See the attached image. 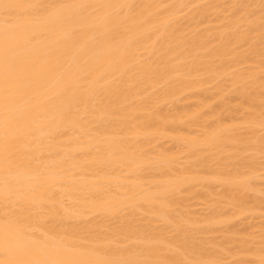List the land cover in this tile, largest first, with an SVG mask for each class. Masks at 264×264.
I'll return each instance as SVG.
<instances>
[{"label": "bare ground", "instance_id": "obj_1", "mask_svg": "<svg viewBox=\"0 0 264 264\" xmlns=\"http://www.w3.org/2000/svg\"><path fill=\"white\" fill-rule=\"evenodd\" d=\"M25 2L61 4L77 0ZM86 2L137 5L131 11L124 9L123 14L129 17V35L139 36V42L130 47L122 45L115 51L109 46L101 47L98 43L99 32L104 29L100 28L98 31L81 34L74 45L65 47L66 42L61 36L67 27L53 33L40 15L34 16L28 24V30L36 34V39L32 41L35 50L48 47L60 49L49 59L53 65L59 59L61 67L47 75L46 89L41 91H47L48 95L57 92V81H61V74L67 72L73 77L75 97H62L63 103L58 105L57 110L37 116L32 124L25 156V162L30 160L32 163L17 176L19 188L32 203L17 208V215L23 219L20 225L22 234L13 250L6 252L0 247V264L21 258V251L30 248L33 240L37 239L42 241L48 258L62 260L140 259L143 254L152 252L153 258L176 261L224 264L258 261L261 253L259 241L256 240L260 239V235L258 238L255 236V247H252V242H248L250 237L244 240V236H241L242 240L236 239L239 238L237 236L232 240L231 235L235 236V229L230 227L231 231H226L227 226L234 222L233 219L247 212L257 214L260 211L262 214V208L259 210L256 207L264 204V199H260L263 191L260 190L262 194H259L253 182L259 176H262L259 180H264L263 175L255 174L259 171L257 167H264L260 165L261 162L257 161L259 166L256 162L261 158L259 132L262 112L259 110L262 104L257 101L262 99L259 92L264 89L257 77L256 72L259 71L254 70L260 68H250L251 73L245 71L247 75L236 68L238 63L241 65L250 60L253 64L259 61L256 60L259 52L255 50L261 46L262 29L261 15L255 13L257 7L256 10L253 7V15H250V8L242 12L232 10L231 14L234 15L229 13L228 19L235 16V13L236 16L241 13L242 17H236L235 21L227 20L230 23L225 20L226 24H221L223 27L198 31L196 23H203V20L206 22L204 16L211 9L207 7L209 4L198 6L201 0ZM246 2L245 5H251L253 0L252 3ZM254 2V5H260V0ZM211 3L215 4L213 1ZM195 4L196 10H191V5L193 7ZM240 4H243V0ZM187 8L191 11L188 12ZM182 12H188L184 16L185 22L180 21L184 18L179 17L184 15ZM257 13H261L260 10ZM195 20L198 22L194 23ZM241 21L245 24H241ZM254 33V43L259 44L248 42ZM245 42L250 43L248 49L252 47L249 51L254 50L257 55L254 62L247 59V48V51L241 49L242 52H237V47L247 44ZM81 60H87L91 70L86 80L80 79L83 75L80 71ZM256 63L260 65V61ZM225 75L230 76L228 80ZM223 76V81L231 82L230 88L227 86L230 89L229 95L232 92L242 99L237 110L239 114L244 110L245 113L239 119H232L234 110L228 108L229 101H235V98L228 100L230 97L227 91V95L223 93L227 83L216 85L214 93H217L213 94L214 98L221 100L218 105L220 110L224 108V117L219 109L216 110V103L214 106L206 104L202 92L192 95L196 98L201 96L203 100V103L195 105L197 107L194 110L189 109L188 105H180V109L173 104L178 106L175 109L180 110H176L179 112L175 111V114L169 108L166 111L172 112L170 116L169 112L166 115L165 110H162L167 104L160 107V104L166 102L176 104L177 99L185 101L180 100L185 93L196 91ZM69 106L73 113L71 118H61L58 113ZM249 108L255 109L251 112ZM53 117L54 124L46 122ZM201 124L199 131H191V127L195 129L196 125ZM239 127L243 133L239 132ZM188 131H191V136ZM213 132L218 135L209 138ZM163 138L175 145L174 154L159 147L158 142L163 141ZM244 153L250 155L244 157ZM180 157L183 161L179 162ZM2 168L0 164V175ZM199 187L204 193L199 191L198 199L203 202L208 199L209 204H206L212 208L211 211L207 210V215L203 214L205 218L202 215L201 218L200 214V217L196 214L193 217L194 213L188 210L185 203L186 199H194L192 193L197 192ZM251 190L255 193L253 197ZM256 195L260 196L255 199ZM220 203H224L220 210L227 205L232 206L229 210L235 216L233 219L232 214L227 219L229 216L223 210L217 212ZM4 213L3 203H0V225L4 223ZM222 222L227 223L223 231ZM217 224L223 227L215 226L216 233L220 229L222 234L229 232L227 238L222 236L221 239L225 240L220 243L217 239L204 237L212 235L214 225ZM197 235H201L200 239ZM235 242V245L238 242L237 246ZM224 244H233V247L227 248Z\"/></svg>", "mask_w": 264, "mask_h": 264}, {"label": "snow or ice", "instance_id": "obj_2", "mask_svg": "<svg viewBox=\"0 0 264 264\" xmlns=\"http://www.w3.org/2000/svg\"><path fill=\"white\" fill-rule=\"evenodd\" d=\"M137 5L113 4L104 2H86L77 0L72 3L38 4L25 0H0V164L3 165L0 175V203H3L5 213L3 225H0V247L5 251L13 250L21 236V216L17 215V208H23L32 203L21 191L17 183V176L22 169L31 166L32 161L25 162L28 151L27 138L32 134V124L39 115L57 110L63 103L62 97H75L73 77L62 73V80L57 81L59 90L48 95L46 89L47 75L53 69L61 67L59 59L56 64L51 63L50 57L60 51L59 48L48 47L35 50L32 41L36 34L28 30V24L33 17L40 15L49 24V31L57 29L63 32L61 39L65 47L74 45L81 34L87 31L99 32V46H109L111 50H118L125 45L130 47L139 42V36H131L128 25L129 17L124 15V9L133 10ZM237 12L254 5H230ZM261 12V47L260 79L264 88V0H260ZM55 43L59 44V41ZM256 53L249 51L248 58L254 62ZM75 59V58H74ZM80 79H87L91 70L87 60H81ZM264 97V91L261 92ZM25 106V107H22ZM264 106V99H262ZM71 106L60 111L61 118L72 116ZM47 123L54 124L55 117ZM261 135L259 149L261 164L264 165V111L260 120ZM218 133H211L214 138ZM262 227L260 231V258L258 261H246L243 264H264V212H262ZM153 253L143 254L140 259H104V260H62L48 258L44 252L42 241L33 240L30 248L21 251V258L10 260L7 264H224V262L207 261H176L168 258H153ZM38 257V258H37Z\"/></svg>", "mask_w": 264, "mask_h": 264}, {"label": "rangeland", "instance_id": "obj_3", "mask_svg": "<svg viewBox=\"0 0 264 264\" xmlns=\"http://www.w3.org/2000/svg\"><path fill=\"white\" fill-rule=\"evenodd\" d=\"M212 1L215 2V4L213 3L214 5H212V3H211ZM241 1H242V0H241ZM241 1H239V0H236V1H235V0H216V1H215V0H209V1H208V0H201L200 3L198 2V6H202V5H203V6H207L208 4L210 5V3H211L210 6H209V5L207 6V7H209V8L211 7V9H208V8H207L209 11L207 10V12H206V14H205V16H204L205 18H207V19H206V22H204V20H203V23L200 22V24H199V23H196V22H198L199 19H198L197 21L195 20L194 23L198 24L199 26L196 25L197 28H196L195 26H193V27H195L196 30L199 29L198 31H202V29L204 30L205 28H212V29H213V28H217V27H223L226 23H230V22H228L227 20H230V19L232 20V19H234V20H232V21H235L236 17H237V19H239L240 17H242V16H240L241 13H237V14H238L237 16H236V13H235V16H233L234 18H233V17L230 18V19H228V18H229L230 14H231V11L233 10L232 12H234V10H235L234 8L232 9V7H230V5H234L235 2H236V4H238V3L240 4ZM244 1L246 2L247 0H243V4H241V5H245V4H244ZM254 1H255V0H253V3H252L251 0H250V1L248 0V1L246 2V4H248V2H251L252 4H251V3H250V4H251V5H254V4H255ZM237 2H238V3H237ZM256 2H257V1H256ZM202 3H203V4H202ZM218 3H219V4H218ZM204 4H205V5H204ZM248 5H249V4H248ZM196 6H197V4H195V6H193V7H192V5H191V10H192V9H193V10H194V9L196 10ZM255 7H257V8H256L257 10L255 9ZM187 9H189L188 12L191 11L190 8H187ZM187 9H186L185 11H187ZM216 9H218V10H216ZM247 9H248V8L243 9V10H246V11H247ZM252 9H253V7H251V8L249 9V10H251V11H250V15H253V13L255 12V10H256L255 13L257 14V16L261 15V13H257V12H259V10H260V9H259V5H258L257 3H256V5H254V9H255V10L253 9V10H254V11H253ZM243 10H242V11H243ZM249 10H248V11H249ZM242 11H239V12H242ZM188 12H182L184 15H183V16L181 15V16H179V17L183 18V17L186 15V13L188 14ZM235 12H237V11L235 10ZM251 12H252V13H251ZM182 13H181V14H182ZM229 13H230V14H229ZM255 13H254V14H255ZM232 14H233V13H232ZM232 14H231V16H232ZM178 15H180V14H178ZM233 15H234V14H233ZM186 16H187V15H186ZM186 16H185V17H186ZM179 17H178V19H177L178 21H179V19H180ZM185 17H184L182 20H180V21H181V22H183V21L185 22ZM224 17H225L226 19H223ZM176 18H177V16H176ZM205 18H204V19H205ZM260 18H261V16H260ZM186 19H187V18H186ZM225 20L227 21L226 23L224 22ZM200 21H202V19H201ZM221 21H222V22H221ZM260 22H261V21H260ZM179 23H180V22H179ZM192 23H193V22H192ZM222 23H223V26H221ZM240 23L243 24V25L245 24L244 22L242 23V21H241ZM240 23H239V25H240ZM180 24H181V23H180ZM182 25H183V24H182ZM243 25H242V26H243ZM240 27H241V25H240ZM243 28H244V26H243ZM186 32H188V31H186ZM186 32H185V33H186ZM255 34H256V33L252 34V35L250 36V39L253 40ZM252 40H248V42H250V43L253 44V43L255 42V39H254L253 41H252ZM251 41H252V42H251ZM257 42H259V41H257ZM245 43H247V42H245ZM250 43H249V44L247 43L248 45L245 44L246 46H245L244 44H241L239 47H237V49H238L237 52H238V51H239V52H240V51L242 52V51L245 50L246 48L248 49ZM259 43H260V42H259ZM259 43H254V44H259ZM252 44H251V45H252ZM240 47H241V48H240ZM253 47H254V46H253ZM260 47H261V46H257V49H259V50H255V51H256V52H259V51H260ZM239 48H240V49H239ZM251 48H252V47H251ZM251 48H249V49H251ZM255 48H256V47H255ZM241 49H243V50H241ZM249 49H248V51H249ZM245 51H247V50H245ZM246 53H248V52H246ZM257 54H258V53H257ZM248 55H249V53H248ZM256 56H257V55H256ZM255 58H256V57H255ZM255 58H254V61H255ZM244 59H246V57H245ZM247 59H249V58H247ZM241 60H242V59H241ZM256 60H259V61H260L259 56L256 58ZM259 61H255V62H259ZM238 62H239V61H238ZM248 62H251V63H248ZM255 62H254V63H255ZM254 63L252 64V61L248 60L247 63H246V62H242L241 65L238 63L237 65H239V66L236 67V68H238L240 71L242 70L241 72H243V74H244L245 71H248L249 73H251V72H250L251 69H252V68L255 69V66H256V68H257V67L260 68L259 63H256V64L259 65V66L255 65ZM236 68L234 67L233 70L236 71ZM250 68H251V69H250ZM259 68H257V69H259ZM230 70L232 71V69H230ZM249 70H250V71H249ZM228 71H229V70H228ZM231 71H230V72H231ZM254 71H255V72H256V71H259V72H256V73L258 74L257 77H258V80H259L260 83H261V82H262L261 79H260L261 68H260L259 70H256V69H255ZM254 71H252V72H254ZM232 72H233V71H232ZM248 72H245L246 75L248 74ZM228 74H229V72H228ZM244 75H245V74H244ZM225 76H227V75H225ZM225 76H223V78L220 77V78L216 79L215 82L213 81L212 83H209V84L207 83V85H206V84L203 85L200 89L197 88L198 90H196V91H195V90L192 91L193 93H192V92H188V93H189V94L187 93L188 95L185 93V94H184V97H182L183 95L180 96V97H182V98H181V99L179 98V99H180V100L184 99L185 101H183V100H182V101H179V100L177 99L176 104H175V102H173L172 104L170 103V104L173 106V109H172V106L169 104V102L162 103V104H160L161 106H160V105H159V106H160V107H163V105L167 104V105H165V108H162V110H165V112L163 111L164 114L166 113V115H167V113H168L169 111L167 112L166 110H168L169 108H171V111H172L173 113H175L176 110H180V109L183 107V105H184V106H185V105H186V106L188 105L189 109L194 110V109H195L194 107H197V106H195V105H197V103H198V104H201V103H203V102H202L203 100H204V101L206 100V101H205L206 104L209 103V104H212V105L214 106V103H216L217 105H215V107H216V110H217V109H219V107H220L219 105L221 104V102H220L221 100H220V98H219V99L216 98V97L214 98V95H213V94H216V93H217V92L214 93V91H215V90H214V89H215L214 87H217L216 85H218V84L220 85V83H222L223 85L227 83L226 86H224V87H225V89H224L225 91H224V92L222 91V92L225 93V92L227 91V94L229 95V91H230V89H228V87H229V85L231 84V82L229 81L230 83H228V82L225 81V80L223 81V79H225ZM229 77H230V76L228 75V76L226 77V79L229 78ZM227 80H228V79H227ZM223 82H224V83H223ZM261 84H262V83H261ZM227 86H228V87H227ZM256 86H257V85H256ZM224 87H223V88H224ZM226 87H227V90H226ZM221 88H222V87H221ZM229 88H230V87H229ZM195 89H196V88H195ZM263 89H264V88H263ZM199 90H200V91H199ZM222 90H223V89H222ZM261 90H262V89H261ZM261 90H260V91H261ZM216 91H217V90H216ZM262 91H264V90H262ZM198 92H202V97H203L202 99H203V100L200 98V97H201V96H200L201 93H199V96H200V97H198V98L194 97V96L198 95ZM194 93H195V94H194ZM259 93H261V92H259ZM193 94H194V96H192ZM227 94L225 93V95H227ZM190 95H191V96H190ZM225 95H222V96H224V98H225V97H228V96H225ZM233 95H235V93L232 94V92H231V94L229 95L230 99H228V100H231V99L235 98V99H234L235 101H233V100L229 101L230 104H228V108L230 107V108H229L230 110H232V109L234 110V111L232 110V111H233L232 119H233L234 117H235L234 119H239V118L241 117L242 113H245V110H244L243 112L241 111L242 113L239 114V112H238L237 109H239V105H240L239 103L241 102L242 99L239 98L240 96L237 97V95H235V96H233ZM185 96H186V97H185ZM189 96L192 97V99H189V100H188V98H190ZM207 96H208V97H207ZM232 96H233V97H232ZM187 97H188V98H187ZM204 97H207V99L204 98ZM229 97H228V98H229ZM186 98H187V99H186ZM199 98H200V99H199ZM238 99H239V100H238ZM258 99H259V98H258ZM262 99H264V97H262ZM262 99L260 98V101H257V102H260V104H262ZM186 100H187V102H186ZM199 100H200V101H199ZM201 100H202V101H201ZM188 101H189V102H188ZM232 101H233V102H232ZM183 102H184V103H183ZM185 102H186V103H185ZM243 102H244V99H243ZM243 102H242V103H243ZM257 102H256V103H257ZM233 103H234V104H233ZM237 103H238V104H237ZM173 104H174V105H178V106L180 107V109H178V108L175 109V107H178V106H174ZM218 104H219V105H218ZM236 104H237L238 106H237ZM168 105H169V106H168ZM180 105H181L182 107H181ZM232 105H233V107H231ZM234 105L236 106V108L234 107ZM167 106H168V108H167ZM192 106H193V107H192ZM242 106H243V105H242ZM188 107H187V108H188ZM190 107H191V108H190ZM257 107H259V106H257ZM166 108H167V109H166ZM193 108H194V109H193ZM231 108H232V109H231ZM240 108H241V107H240ZM259 108H260V107H259ZM262 108H263V109H262ZM223 109H224V108H223ZM223 109H221V110L219 109V110H220L219 113L222 114L223 117H224V116H226V115H224V113H223ZM245 109H246V108H245ZM254 109H255V108H254ZM254 109L250 110V108H249V110H250L251 112H252ZM169 110H170V109H169ZM247 110H248V109H247ZM247 110H246V113H248V111H249V110H248V111H247ZM259 110H260V111H264V106H263V107L261 106V108H260ZM259 110H258V111H259ZM181 111H182V110H181ZM221 111H222V112H221ZM250 111H249V112H250ZM260 111H259V113H260ZM172 112H169V113H170V114H169L170 116H171ZM176 112H179V111H176ZM224 112H225V111H224ZM234 112H235V113L238 112V113L235 114ZM175 114H177V113H175ZM225 114H227V113H225ZM238 114H239L240 116H239ZM169 115H168V116H169ZM172 115H173V114H172ZM230 115H231V114H230ZM233 115H234V116H233ZM227 117H229V116H227ZM234 121H236V120H234ZM208 122H209V121H208ZM209 123H210V122H209ZM234 123H235V122H234ZM238 123H239V121H238ZM199 124H200V123H199ZM207 124H208V123H207ZM236 124H237V123H236ZM203 125H204V122H203ZM240 125H241V124H240ZM200 126H202V124L199 125V126L196 125L195 129H193V128L191 127V131H194V130H195V131H196V130L199 131ZM238 126H239V124H238ZM198 127H199V128H198ZM239 128H240V127H239ZM243 128H245V127H243ZM189 129H190V128H189ZM192 129H193V130H192ZM200 129H201V128H200ZM240 129H241V131H240ZM240 129H239V132L243 133V129H242V128H240ZM244 130H246V129H244ZM191 131H190V132H191ZM188 132H189V131H188ZM190 132H189V135L191 136V133H190ZM196 132H197V131H196ZM244 133H245V132H244ZM259 133H261V131H260ZM193 135H195V134H192V136H193ZM241 135H242V134H241ZM243 137H246V136H243ZM164 139H165V141H164ZM160 140H161V139H160ZM156 142H158V141H156ZM166 142H168V143H166ZM154 143H155V142H154ZM154 143H153V144H154ZM158 143L160 144V146L157 145ZM158 143L154 144V146H156V147L159 146V147H161L162 149H165V150L168 149V151H171V153L173 152L172 154H174V152L176 151V149L174 148L175 145L173 146V144L170 143L169 140H167L166 138H163V141H161V142L159 141ZM154 146H153V147H154ZM247 152H248V151H247ZM249 152H250V151H249ZM171 153H170V154H171ZM182 154H183V153H182ZM250 154H252V153L250 152ZM250 154L247 153L246 155L249 156ZM185 155H186V154H185ZM243 155H244V157L246 156L245 153H244ZM252 155H253V154H252ZM179 156H181V155H179ZM182 157H184V156H182ZM241 157H243V156L241 155ZM180 158H181V157H180ZM255 158L257 159V156H256ZM260 160H261V158H260V159L258 158V159L256 160V162H257V161L261 162ZM178 161L180 162V161H183V160H182V158H181V160H178ZM253 161H254V160H253ZM259 162H257L258 166H259V164H260ZM260 165H262V164H260ZM255 166H256V165H255ZM257 168H258L259 171H260V169H261V170H262V169L264 170V167H263V168H262V167H260V168L257 167ZM242 169H243V168H242ZM246 169H248V168H246ZM263 170H262V171H263ZM242 171H245V170H242ZM247 171L249 172V170H247ZM259 171H256L255 174L257 173V174H256L257 176H259V175H263V176H264V174H263L261 171H260V173H259ZM263 172H264V171H263ZM244 173H246V172H244ZM260 177H261V179H262V176H259V178H260ZM259 178H256V179L259 180ZM256 179H255V181H253V182L256 184L254 188L259 189V190H257V192H259L260 190L263 191V192H262L263 194L260 193L261 191L259 192V194H262V195H263V196L260 197V199L263 201V199H264V182H263V181H264V180H262V181H261V180L257 181ZM263 179H264V177H263ZM260 181H261V182H260ZM259 182H260V183H259ZM257 183H259V184H257ZM262 184H263V185H262ZM259 185H260V186H259ZM262 186H263V187H262ZM259 187H261V189H260ZM196 188H198V187H196ZM196 188H195V189H196ZM254 188H253V189H254ZM200 189H202V188L199 187V189H196V190H198L197 192L194 191V192L192 193V196L194 197V199H189V200L186 199V202H185V203H186V207L188 208V210H189L190 212L194 213V214H193V217H194L195 214H196L197 216H199V214H200V216L202 215V216L205 218L204 215H205L206 213L208 214V211H207V210L210 209V211H211L212 208H208V205H207V204H209V203H208V199L206 200V198H205L206 202H203V200H199V199H198V198H200V197H198V192L200 191ZM254 190H255V189H254ZM202 191H204V190H202ZM202 191H200V192H202ZM255 191H256V190H255ZM205 192H206V190H205ZM250 192H252V190H251ZM250 192H249V193H250ZM202 193H204V192H202ZM249 193H248V196H249ZM252 193H254V191H253ZM256 194H257V193H256ZM200 195H201V194H200ZM205 195H206V194H204V196H205ZM250 195H252V194L250 193ZM190 196H191V195H190ZM190 196H188V197H190ZM195 196H196V197H195ZM202 196H203V194H202ZM253 196H255V193H254L251 197H253ZM259 196H260V195H259ZM259 196L256 195L255 199H257V197H259ZM188 197H187V198H188ZM251 197H250V203H249V201H248V204H247V205H249V206H250V204H251ZM262 197H263V198H262ZM252 199H253V198H252ZM252 201H253V200H252ZM256 201H257V200H256ZM262 201H261V202H262ZM65 202L67 203L68 201H65ZM206 203H207V204H206ZM254 203H255V201H254ZM254 203H253V204H254ZM262 203H263V202H262ZM223 204H224V203H222V205H223ZM253 204H252V205H253ZM255 204H256V203H255ZM257 204H259V203H257ZM222 205H221V203L218 205L217 212H218V210H219V211H222V210H223L222 212H225L224 214H226L227 216H229L230 214H232V217H231V218L233 219V216H234V215H233V212L230 213V211H232V210H229V209L232 208V206L227 205V206H226L227 208H226V207H224V206H225V205H224L223 207H224L225 209L222 208V210H220V208L222 207ZM249 206H248V207H249ZM255 206H256V205H255ZM259 206H260V204H259ZM211 207H212V206H211ZM230 207H231V208H230ZM184 208H185V207H184ZM259 208H262L261 213L264 212V204H261L260 207H256V209H259ZM185 210H186V209H185ZM254 210H255V209H254ZM259 210H260V209H259ZM259 210H257V211H259ZM186 211H187V210H186ZM189 211H188V212H189ZM190 212H189V213H190ZM250 212H251V211H250ZM250 212H249V213L247 212V214L245 213L246 215H242V214H241L242 216H240V218L238 217V218L233 219V220H234V222L232 221L233 224L230 223V224H232V225L229 226V225H230V224H229V225H228L229 227L227 226L226 231H227V229L230 230V229H229L230 227L234 228L235 231H233L234 229H233L232 231L235 232V234H234V233H232V234H234L235 236L233 237V235H231V233H230V235L232 236L233 239H232L231 237H229V238H231L232 240H234L237 236H239V238L237 237L236 239H242V237L244 236V240H245V239H247V240L250 239L248 242H252V243H251V244H252V247H255V246H254V244L256 243V242H255V239H256L257 236L260 235V234H259V233H260L259 231H261V230H259V229H260V227L262 226V224H261V221H262V214H260V211H259V213H257V214H250ZM252 212H254V211H252ZM255 212H256V210H255ZM255 212H254V213H255ZM210 213H211V212H210ZM203 214H204V215H203ZM207 214H206V215H207ZM224 214H223V215H224ZM243 214H244V213H243ZM258 214H259V215H258ZM143 215H144V214H143ZM223 215H222V217H223ZM226 215H225V216H226ZM260 215H261V216H260ZM144 216H145V215H144ZM200 216H199V217H200ZM202 216H201V218H202ZM219 216L221 217V215H219ZM225 216H224V218L226 219ZM95 217H97V216H95ZM139 217H141V216H139ZM195 217H196V216H195ZM234 217H235V216H234ZM90 218H91V217H90ZM90 218H88V219H90ZM92 218L94 219V215H93ZM197 218H198V217H197ZM201 218H200V219H201ZM224 218H223V219H224ZM228 218H230V216L227 217V219H228ZM95 219H96V218H95ZM220 219H221V218H220ZM227 219H226V220H227ZM96 220H97V219H96ZM226 220H224V221H226ZM222 221H223V220H222ZM228 221L231 222L230 220H228ZM228 221H227V222H228ZM111 222H112V221H111ZM222 223H223V222H222ZM112 224H113V223H112ZM220 224H221V223H220ZM220 224H217V225H220ZM225 224H227V223H225ZM225 224L223 223L222 225L224 226ZM217 225H214V229L212 228L213 231H214V233H212V235L209 234V235H206V236H204V237L209 238V239H217V242H218V240H219V243H220V241L223 242V240H225V238H227V237L229 236V232H228V234H226V235L220 233L221 231L225 230V227H226V226H224V228L222 229L223 226L221 227V225H220V226H217ZM215 226H216L217 228H221L222 230L220 229V230H221V231H220V230L217 229L219 232L216 233V232H215V228H216ZM251 226H252V227H251ZM253 226H254V227H253ZM259 226H260V227H259ZM255 227H256V228H255ZM258 227H259V228H258ZM232 228H231V229H232ZM250 228H251V229H250ZM255 229H256V231H255ZM217 230H216V231H217ZM253 230H254V231H253ZM230 231H231V230H230ZM210 232H211V231H210ZM236 232H238V233L236 234ZM202 233H203V232H202ZM202 233H201V235H202V237H203V234H204V233H203V234H202ZM206 233H207V232H206ZM199 234H200V233H199ZM248 234H249V235H248ZM201 235H197V237L200 239V236H201ZM204 235H205V234H204ZM224 235H225L226 237H225ZM246 235H247V236H246ZM207 236H208V237H207ZM222 236L225 237L223 240L221 239ZM241 236H242V237H241ZM251 236H252V238H251ZM255 236H256V237H255ZM240 237H241V238H240ZM247 237H250V238L248 239ZM253 237H254V238H253ZM206 238H205V239H206ZM257 238H258V237H257ZM203 239H204V238H203ZM242 240H243V239H242ZM252 240H253V241H252ZM207 241H208V239H207ZM210 241H211V240H210ZM214 241H215V240H214ZM238 241H239V240H238ZM256 241H259V239H257ZM217 242H215V244H216ZM226 242H227V241H226ZM209 244H210V243H209ZM212 244H213V243H212ZM221 244H222V243H221ZM228 244H229V243H228ZM235 244H236V242L234 243V245H235ZM217 245H218V244H217ZM222 245H223V244H222ZM232 245H233V244H230V246H229V245L226 246V244H224V246H226L227 248H228V247H231ZM237 245H238V242H237ZM237 245H235V246H237ZM257 245H259V244H257ZM211 246H213V245H211ZM211 246L209 245V247H211ZM222 247H223V246H222ZM232 247H233V246H232ZM256 247H257V246H256ZM255 249H256V248H255ZM249 259H251V258L249 257ZM228 261H229V259L227 260V262H228ZM231 261H232V260H231ZM225 262H226V260H225Z\"/></svg>", "mask_w": 264, "mask_h": 264}]
</instances>
